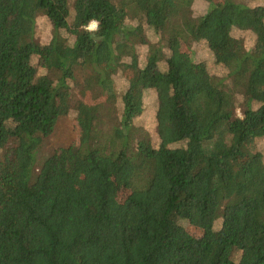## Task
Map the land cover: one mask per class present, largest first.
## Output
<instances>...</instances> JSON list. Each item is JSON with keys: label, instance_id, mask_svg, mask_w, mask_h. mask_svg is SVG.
<instances>
[{"label": "trees", "instance_id": "1", "mask_svg": "<svg viewBox=\"0 0 264 264\" xmlns=\"http://www.w3.org/2000/svg\"><path fill=\"white\" fill-rule=\"evenodd\" d=\"M65 116L76 138L48 145ZM259 244L264 0H0V264H264L241 260Z\"/></svg>", "mask_w": 264, "mask_h": 264}, {"label": "rangeland", "instance_id": "2", "mask_svg": "<svg viewBox=\"0 0 264 264\" xmlns=\"http://www.w3.org/2000/svg\"><path fill=\"white\" fill-rule=\"evenodd\" d=\"M18 5V3H16ZM252 18V23H254L253 21V16L251 15ZM37 25H38V21H37ZM96 27V23L95 22H91L88 26V28L93 29ZM37 42H39V37H37L36 39ZM41 49V47H40ZM209 54H204L201 58L199 57L198 62H200V64H197V67H201L202 65H204V60L205 58L208 57ZM216 56H219V52L216 54ZM197 62V63H198ZM213 64L211 63V61H207V65L209 66ZM186 67H182V69H185ZM210 69L212 70V68L210 67ZM126 76L125 78H138L139 80H141L142 82H144L146 85H148L149 87H154L157 84V79L155 78V74L152 72V74L150 72H144L141 71L138 66L135 63H131L129 65L128 70L126 71ZM75 93L77 95H79V90L76 89ZM206 95L210 98H214V99H221L224 98L228 95V92L223 91L221 88H219L216 84L215 81L213 82V84L209 85L208 88L206 89ZM101 101H109V102H114L115 98L113 95H106V96H99L98 97ZM149 100V98H147ZM152 100H149V103L151 104ZM237 112H239V110H237ZM148 116L151 119H154V114L152 112L151 109L147 110ZM146 120H148V117L146 118ZM155 120V119H154ZM57 127L54 130V132L52 133L49 143L48 145H56V144H67L71 141H73L76 138V132H75V120L70 117V116H65L59 119L58 123H57ZM164 157V153H158V158L162 159ZM258 256H263L264 257V244H259L256 246H253L247 250H245L243 252V255L241 257L242 262L244 263H249L251 262L253 259H255Z\"/></svg>", "mask_w": 264, "mask_h": 264}, {"label": "clouds", "instance_id": "3", "mask_svg": "<svg viewBox=\"0 0 264 264\" xmlns=\"http://www.w3.org/2000/svg\"><path fill=\"white\" fill-rule=\"evenodd\" d=\"M94 22V21H93Z\"/></svg>", "mask_w": 264, "mask_h": 264}]
</instances>
